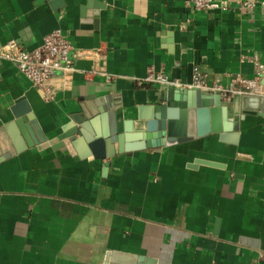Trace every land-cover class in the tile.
I'll use <instances>...</instances> for the list:
<instances>
[{
  "label": "crops",
  "instance_id": "0c3cea01",
  "mask_svg": "<svg viewBox=\"0 0 264 264\" xmlns=\"http://www.w3.org/2000/svg\"><path fill=\"white\" fill-rule=\"evenodd\" d=\"M57 28L78 53L76 71L56 74L54 99L45 101L0 57V130L24 98L48 142L72 115L101 131L116 123L121 133L148 93L163 89L138 83L149 66L184 82L198 67L227 84L264 64V6L195 11L185 0H0V50L10 39L32 50ZM240 98L228 102L229 117L241 112ZM3 132L0 264H264L257 260L264 253V113L240 120L235 144L209 132L109 159L86 156L87 140L83 155L75 146L72 153L34 146L12 154Z\"/></svg>",
  "mask_w": 264,
  "mask_h": 264
},
{
  "label": "water",
  "instance_id": "95a60500",
  "mask_svg": "<svg viewBox=\"0 0 264 264\" xmlns=\"http://www.w3.org/2000/svg\"><path fill=\"white\" fill-rule=\"evenodd\" d=\"M229 109V103L219 94H206L190 89H157L148 93L145 103L138 105L135 120L124 121L121 133H117L116 123L111 131H101L93 129L84 121L83 116L72 115V122L48 142L22 98L12 108L14 120L6 124L0 133L7 131L12 139L15 148L11 151L12 154L34 146H52L72 153L71 147L75 146L83 155L81 146L87 140L90 153L86 156L92 159H109L118 153L127 152L129 156L134 150L161 147L168 142H183L209 132L220 133L222 141L235 144L239 137L240 120L250 111L262 115L264 102L260 96L243 95L240 98L241 112L229 117ZM194 117L198 119L196 126ZM76 134L81 138H75ZM198 163L213 165L211 162L196 160L195 165Z\"/></svg>",
  "mask_w": 264,
  "mask_h": 264
},
{
  "label": "built area",
  "instance_id": "2783aa9c",
  "mask_svg": "<svg viewBox=\"0 0 264 264\" xmlns=\"http://www.w3.org/2000/svg\"><path fill=\"white\" fill-rule=\"evenodd\" d=\"M185 4L195 11L238 9L240 11L253 10L264 6V1L241 0L235 6L228 0H185ZM78 56L74 45L57 28L43 37L42 42L32 50H27L15 39H10L0 50V57L13 63L19 72L37 88L45 101L54 99V94L49 87V81L56 75L70 77L75 71L74 59ZM101 72V70H99ZM97 69L89 73L94 74ZM106 74V73H105ZM108 80L112 76L106 74ZM264 64H257L255 74L251 77L240 74L231 77L227 84L211 78L208 73L202 72L198 67L192 70L191 80L184 82L171 78L163 69L149 66L146 76L139 79V84H154L163 89H190L200 90L206 94H219L226 102L243 95L260 96L264 101ZM258 261L264 260V253L258 254Z\"/></svg>",
  "mask_w": 264,
  "mask_h": 264
}]
</instances>
